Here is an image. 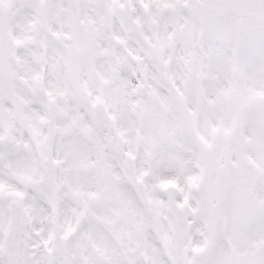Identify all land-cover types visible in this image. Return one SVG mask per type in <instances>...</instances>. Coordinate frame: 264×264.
Masks as SVG:
<instances>
[{
	"label": "snow or ice",
	"instance_id": "1",
	"mask_svg": "<svg viewBox=\"0 0 264 264\" xmlns=\"http://www.w3.org/2000/svg\"><path fill=\"white\" fill-rule=\"evenodd\" d=\"M0 264H264V0H0Z\"/></svg>",
	"mask_w": 264,
	"mask_h": 264
}]
</instances>
